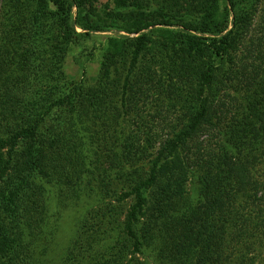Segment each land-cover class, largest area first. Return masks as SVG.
<instances>
[{
    "label": "trees",
    "instance_id": "16d2710c",
    "mask_svg": "<svg viewBox=\"0 0 264 264\" xmlns=\"http://www.w3.org/2000/svg\"><path fill=\"white\" fill-rule=\"evenodd\" d=\"M111 1L0 0V264H52L54 198L91 202L61 264H264V22L240 62L244 0ZM110 30L95 82L69 81L72 49Z\"/></svg>",
    "mask_w": 264,
    "mask_h": 264
},
{
    "label": "rangeland",
    "instance_id": "374dc122",
    "mask_svg": "<svg viewBox=\"0 0 264 264\" xmlns=\"http://www.w3.org/2000/svg\"><path fill=\"white\" fill-rule=\"evenodd\" d=\"M91 2L93 7L99 11L107 12L114 9V5L111 0H91ZM240 7H243L246 10L255 11L256 13L252 25V31L247 36L240 38L241 41L239 40L240 44L238 45L235 57L236 60H240L241 62V54L244 52L242 49L243 43H248L249 36H251L252 40L255 41V39L259 36L261 32L260 30L262 29V22H264V0H244ZM120 35L126 36L125 33L118 32L115 30H110L108 32L103 33H96L90 36L88 40L75 46L66 59L65 74L67 79L69 81L83 82L88 85H92L95 82L99 71V63L101 61V56L106 39L109 37ZM254 48L253 50H255ZM177 116L178 114H173L170 118H175ZM154 125L157 126L158 124L154 123ZM263 152L264 145H262L260 148L257 147L249 154L248 161L250 165H255L256 162L261 163V167L260 165L257 167L259 170H262L264 167L262 166L264 164ZM179 158L180 155L175 153L173 156L163 162V166L165 168L171 167L172 165L177 163ZM196 178V173H188L187 182L184 186L185 191H188L190 197L194 199V201H197V199L199 200V187L197 185ZM162 181L163 180H160L158 184L162 185ZM129 193V188H123L120 190L119 187L117 197L120 199V202L117 205L115 204L117 206L116 211L120 218L118 220L119 224L121 222H125V217L129 214L130 207L133 204V199L131 195H129ZM89 202L90 201L87 202L83 200L72 202L69 199L61 200L60 198L51 199L50 206L58 210L60 215L58 230L55 234V237L52 241V246L48 253V259L51 261L52 264L62 263L64 255L66 254L72 241L75 239V237H77L81 229L80 223L83 220L85 214L88 212L89 204H91V202ZM152 209L153 203L151 199H149L147 207L144 210V214L149 217ZM143 218L144 217H141L140 221L146 220ZM123 229H121V231L125 236L127 234V231ZM262 258H264V250L262 252ZM143 261V258H141L138 254H136L135 256L129 255L128 258L125 260L124 264H141ZM146 264L150 263L147 261Z\"/></svg>",
    "mask_w": 264,
    "mask_h": 264
}]
</instances>
